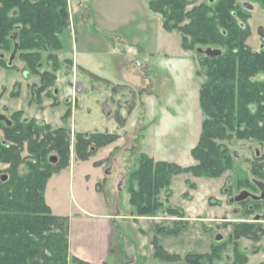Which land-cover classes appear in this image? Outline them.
<instances>
[{
    "label": "rangeland",
    "instance_id": "1",
    "mask_svg": "<svg viewBox=\"0 0 264 264\" xmlns=\"http://www.w3.org/2000/svg\"><path fill=\"white\" fill-rule=\"evenodd\" d=\"M210 1L190 0L185 11L202 3L211 4ZM236 3L245 16L238 21L250 34L246 45L257 51L262 48L257 29H264V9L254 0H236ZM66 10L67 26L56 35V47L39 50L41 56L32 66L23 60L26 51L19 49L8 67L14 45L11 36L8 45H0V91L9 102V110L2 115L12 125L32 121L47 127L51 133L63 130L68 141L64 158L60 159L57 151L46 156L48 162L52 156L68 161V166L53 173L45 185L51 213L66 216L69 224L73 223L76 238L89 230V222L121 215L116 223L111 221L116 228L111 255L117 259L108 257L100 264H146L134 243L140 237L138 226L144 233L143 247L149 253L153 250L156 262L153 264H188L185 260L188 256H192L190 264H263L264 233L256 242L246 235L239 238L235 235L240 225L247 223L264 230L263 220L253 221L264 205L259 204V209L250 212V198L242 203L230 200L242 191L260 196L255 182L264 184L261 177L264 176V142L239 140L229 133L228 139L215 140L231 157L220 175L171 176L168 188L157 190L155 200L159 206L150 215L139 216L130 204V190H138L131 175L138 168L142 150L149 151L155 163L166 162L180 168L196 164L190 152L197 144L204 120L199 90L206 70L201 63L208 58L197 53V49L207 47L183 49L182 35L161 29L154 15L139 17L137 23L126 29L111 32L94 23L90 0H66ZM187 22L185 19L182 24ZM71 57L91 73L76 68ZM132 60L141 62L142 67L131 64ZM34 65L36 73L31 68ZM43 74H46L44 79ZM70 82H80L81 93H76ZM149 92L154 101L145 111L141 99L143 93ZM103 103L111 109L108 117L101 112ZM5 127L0 121V143L6 142ZM106 133L114 136V141L91 157L77 155L78 134L82 137ZM20 156L25 161L32 159L27 143H23ZM75 163L78 164L69 170ZM93 166L100 169V180ZM8 167L0 163V177H5ZM20 169L25 170L24 165ZM139 218L142 219L139 222L129 221ZM216 235H221L222 240L216 241ZM154 238L177 260L156 259ZM237 255L241 258L235 261ZM69 256L68 264H82L70 252Z\"/></svg>",
    "mask_w": 264,
    "mask_h": 264
},
{
    "label": "trees",
    "instance_id": "2",
    "mask_svg": "<svg viewBox=\"0 0 264 264\" xmlns=\"http://www.w3.org/2000/svg\"><path fill=\"white\" fill-rule=\"evenodd\" d=\"M142 1L162 17L166 31L182 35L183 49L213 46L221 55L201 63L206 69L199 90L204 120L190 152L196 164L180 168L155 163L145 154L139 156L138 168L131 175L138 190H130V204L139 216L150 215L159 206L155 200L157 190L168 188L171 176L192 173L216 177L226 170L231 157L215 140L228 139L233 133L239 140L264 142V48L254 51L246 45L250 34L238 21L245 16L236 0L202 3L188 12L185 8L190 0ZM254 1L264 9V0ZM67 19L66 0H0V45H8L10 36L16 33L19 49L26 51L23 60L32 66L41 56L39 50L56 47V35L67 26ZM185 19L188 22L182 24ZM31 68L37 72L35 65ZM46 128L32 121H18L4 128L7 144L0 145V163L9 167L5 177H0V264H68L69 220L51 213L44 191L49 177L68 166V161L60 159L69 145L63 130L51 133ZM82 137L76 136L75 150L83 158L91 157L115 139L107 133ZM23 143H27L32 159L21 158ZM51 151L60 155L55 166L46 159ZM21 164L25 170L21 171ZM259 208V203L252 201L250 212ZM240 227L235 238L246 235L256 242L264 233L251 223ZM152 244L156 259L177 260L155 238ZM191 257L185 258L186 263H192ZM237 258L241 256H235V261Z\"/></svg>",
    "mask_w": 264,
    "mask_h": 264
},
{
    "label": "crops",
    "instance_id": "3",
    "mask_svg": "<svg viewBox=\"0 0 264 264\" xmlns=\"http://www.w3.org/2000/svg\"><path fill=\"white\" fill-rule=\"evenodd\" d=\"M142 0H90V6L93 11V21L97 26H100V28L106 30V31H121L123 29H126V26L133 25L139 21V17L143 16H150L154 15L156 17L155 21L157 23V26H160L161 29L166 31L163 28V21L161 17L158 14L150 13V9L147 4H141ZM126 15L124 19H122V16ZM151 45H154L152 43ZM73 65L76 68H79L85 72L91 73L87 67H85L83 64L79 63L77 60L74 59V57H71ZM5 93L3 91H0V115L3 113L6 114V111L9 110V107L7 106L8 99L3 96ZM6 98V100L4 99ZM11 99V98H10ZM154 101L153 94L152 93H143L141 103L144 107V110L147 111V106L151 105V103ZM7 109V110H6ZM4 116V115H3ZM147 116V114H146ZM143 154L147 155L149 158L153 159L149 151H141ZM154 160V159H153ZM156 161V160H155ZM78 163H75L71 166H69V170H71V167H75V165ZM93 169L95 171V174H97V179L100 180V169L93 166ZM105 175L110 174V166L109 168H106ZM103 171V169H101ZM121 179V178H120ZM44 198H45V191H44ZM172 198V197H171ZM45 202L47 206L49 207V203L45 198ZM50 208V207H49ZM52 214L54 216L58 217H66L62 215H57L56 213ZM118 214V213H117ZM116 216V217H115ZM121 217V215H111L103 220H94L92 223L89 222V230L87 232H84V235H82L79 238L73 237V223L71 222L69 224L70 227V234H69V252L71 257H75L87 264H100L104 262L108 257H112L114 260L117 259L115 256L111 255L113 243L112 239L114 237V234L116 232V228L111 223V221H114L116 223L117 218ZM125 218V217H122ZM142 220L139 219H129L131 222H139ZM138 232L140 233V237H135L136 241L134 240V243L137 245L138 254L142 257H145L146 264L151 263L153 264L155 260L153 259V250L149 253L148 248H144V243L141 241L142 235V227L138 226ZM140 230V231H139ZM183 234V233H182ZM74 239V241L72 240ZM79 239V240H78ZM82 239V241L80 240ZM84 241V242H83ZM86 245V247H85ZM142 245V246H140ZM162 246V245H161ZM89 247V248H88ZM162 248L167 251L168 253L170 250L166 246H162ZM92 250V254L90 252ZM177 254V253H175ZM149 259L151 262H149ZM156 263V262H155ZM170 264V263H169Z\"/></svg>",
    "mask_w": 264,
    "mask_h": 264
},
{
    "label": "water",
    "instance_id": "4",
    "mask_svg": "<svg viewBox=\"0 0 264 264\" xmlns=\"http://www.w3.org/2000/svg\"><path fill=\"white\" fill-rule=\"evenodd\" d=\"M210 2H213V1L211 0ZM257 33L260 36V42H261L262 48H263L264 47V29L262 27H259L257 29ZM11 40H13L14 45H13L12 53H11V55L8 58V64H7L8 67L12 66L13 61L16 58L17 51L19 50V45L17 43V34L16 33H13L11 35ZM197 53L204 54L208 58H216V57H219L221 55V51L220 50L211 49V48H206L205 50H203L201 48H198L197 49ZM130 63L131 64H135L138 67H142V63L141 62L132 60ZM68 84H69V86L73 87V89H74V91L76 93H81V91L83 89V85L80 82H75V83H71L70 82ZM101 112L106 117H108L111 114V109L109 108L107 103H103L101 105ZM0 121H3L7 126H10V124H11L10 121L3 115H0ZM235 156H238L237 152H235ZM50 162L52 164H55L57 162L56 157L52 156L50 158ZM255 185L260 190V196L259 197L251 195L247 191H242V192H240L239 195L234 197L233 200H230V202H239V203H241V202L247 200L248 198H250L252 200H260V199L264 200V184L262 182L256 181ZM259 220H264V211L260 215L259 214H255L254 215L253 221L254 222H258ZM215 240L216 241L222 240V236L221 235H216Z\"/></svg>",
    "mask_w": 264,
    "mask_h": 264
},
{
    "label": "flooded vegetation",
    "instance_id": "5",
    "mask_svg": "<svg viewBox=\"0 0 264 264\" xmlns=\"http://www.w3.org/2000/svg\"><path fill=\"white\" fill-rule=\"evenodd\" d=\"M74 90V89H73ZM3 122V121H2ZM11 123V122H10ZM5 124V123H4ZM6 125V124H5ZM12 126V123L10 124V126H7L6 127H11ZM7 143L6 142H1L0 145H6ZM252 200V199H250ZM253 202L255 203H259L260 205H264V200L260 199V200H252ZM242 203V202H241ZM261 211L263 212L264 211V207L261 208ZM264 221V220H263ZM264 228V227H263Z\"/></svg>",
    "mask_w": 264,
    "mask_h": 264
}]
</instances>
